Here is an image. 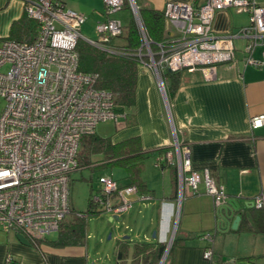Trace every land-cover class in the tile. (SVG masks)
<instances>
[{
    "label": "built area",
    "instance_id": "1",
    "mask_svg": "<svg viewBox=\"0 0 264 264\" xmlns=\"http://www.w3.org/2000/svg\"><path fill=\"white\" fill-rule=\"evenodd\" d=\"M107 13L120 10L123 0H103ZM24 13L35 25L31 41L0 38V96L5 104L0 112V230L20 233L28 241H36L59 230L70 213L68 194L70 174L77 169V154L83 136L95 133L99 122L124 119V111L116 109L110 91L95 86L96 74L78 71L77 42L85 15L62 3L50 0H23ZM133 12L137 7L128 0ZM233 7L249 14L250 23L225 34H215L212 22L215 12ZM165 19L175 26L181 44H157L151 50V40L140 26L141 46L137 56L157 79L166 96L162 72L183 69L200 70L206 78L215 76L219 63L235 60L236 39H243L245 65L264 66L253 57L257 46L264 45V4L257 0H201L200 3H167ZM98 38L90 44L112 52L108 42L123 33L122 24L107 18L96 25ZM148 61H144L143 57ZM252 130L264 127V114L249 119ZM175 159L179 190L184 186L198 190L203 182L212 196L214 206L226 201L223 186L216 185L208 170L203 174L191 170L186 147L175 140ZM173 151H165L157 163L171 161ZM101 187L92 195V203L105 211L119 214L131 206L124 196L137 192L136 186L120 189L116 180L100 176ZM117 195L118 203L111 196ZM149 198V196H143ZM248 207L264 210V193L250 198ZM211 240V234L202 236ZM207 247L203 258L215 262ZM3 264H13L7 253Z\"/></svg>",
    "mask_w": 264,
    "mask_h": 264
},
{
    "label": "crops",
    "instance_id": "2",
    "mask_svg": "<svg viewBox=\"0 0 264 264\" xmlns=\"http://www.w3.org/2000/svg\"><path fill=\"white\" fill-rule=\"evenodd\" d=\"M62 1L66 7L84 14L86 19L91 14L96 15L98 21L107 18L118 20L123 26V32L133 16L139 34L140 26L146 32L139 16L140 6L161 11L167 3L201 2L133 0L137 12H133L131 7L122 8L129 10V18L123 24L115 15L116 12L107 13L105 6L102 18L96 14L100 0ZM257 2L264 4V0ZM23 14V0H0V38L10 35L12 23ZM248 22V13L228 7L215 12L212 28L215 34H225L234 32ZM31 32L30 36L33 37L35 33ZM165 32L161 42L177 46L181 44L180 32L167 20ZM120 41L115 43L120 44ZM234 43V62L217 64L213 78H206L200 70L183 69L179 74L177 88L170 95L166 93V96L160 91L150 68L139 66L135 103L124 110V119L115 122L116 131L110 137L113 142H119L138 136L141 147L153 153L144 159L140 173L142 191L124 196L131 202V206L118 215L104 211L109 221L121 219V225L128 217H132L133 212V216L140 214L141 227L135 228L136 231L129 228L132 236L117 235L116 241L130 239L133 243L157 239L169 243L171 247L173 239L180 237L179 244L173 249L171 264H210L203 258L207 247L212 249L215 262L264 264V216L259 213L249 216L246 205L250 198L264 193V127L252 130L249 125L252 116L264 114V66L245 65V42L236 39ZM262 50L264 45L257 46L252 53L253 57L261 59ZM175 140L181 147L188 149L191 170L199 174L208 170L215 184L223 186L227 195L223 205H238V210L228 211L222 227L219 223L222 205L214 206L213 198L206 193L203 182L198 185L196 193L187 186L180 192L179 184L174 182L172 167L176 166ZM169 150L174 152L173 160L157 163L156 158ZM125 178L120 186L117 183L120 189L132 186L129 185L131 181L126 177V172ZM174 191H177L175 197ZM112 202L118 203L117 195H112ZM241 213L248 216L253 226L251 230H238ZM236 215H240V220L232 228ZM207 233L211 234V240L202 237ZM9 234L0 236V264H3L7 253L13 254L19 264L95 263L86 243L52 247L42 242L40 249H36L20 244ZM56 235L57 232L53 238L49 235L44 238L55 239Z\"/></svg>",
    "mask_w": 264,
    "mask_h": 264
},
{
    "label": "trees",
    "instance_id": "3",
    "mask_svg": "<svg viewBox=\"0 0 264 264\" xmlns=\"http://www.w3.org/2000/svg\"><path fill=\"white\" fill-rule=\"evenodd\" d=\"M50 1L54 4H64L62 0ZM129 7L128 0H123V6L120 9ZM138 11L147 35L152 41L150 45L151 50L155 52L158 49L157 44L163 41L166 34V19L163 10L157 11L140 6ZM31 26H33L31 20L24 13L20 19L12 23L11 33L7 38L16 41H31V31L35 33L36 29V27ZM115 38H119L121 43L117 44L115 43L116 41L113 42V39H110L108 45L112 49V52L100 49L85 39L80 38L76 45V50L79 54L78 71L96 74L95 86L99 89L110 91L113 95L116 109L124 111L131 108L135 103L138 69L139 66H142L141 59L137 56V51L141 46V36L133 16L125 27L124 32ZM143 60L146 62L148 58L145 56ZM180 71L182 70L169 71L165 69L162 72L166 93L168 95L177 88ZM151 153L153 152L144 150L141 147L138 136L113 142L110 136L99 137L93 133L83 136L80 140L77 154V169L84 167H91L92 169L105 167L123 168L126 172V177L131 181L129 185H134L137 191H142L140 173L143 168L144 159ZM97 155L100 158L92 162L91 158ZM172 168L174 169L173 180L175 183H178L176 166L173 165ZM176 193L177 191H174V197ZM112 195H110L111 199ZM247 209L249 216L255 213L264 216V210L262 209H256L254 207H247ZM104 211L92 203V197L90 196L85 211L72 212L70 210L69 215H71V218L62 221L55 239L42 238L36 241L29 240V245L36 249H40L39 247L42 242L52 247H66L76 244L83 245L86 243L89 215L100 214ZM240 221L238 230H251L253 228L246 213H241ZM180 240V237L173 239L167 258L163 264H171L173 249L179 244ZM166 245V242H160L157 239L149 242L135 241L133 243H131L130 239H120L116 245L115 264H159ZM11 255L13 256V264H19L16 257L13 254Z\"/></svg>",
    "mask_w": 264,
    "mask_h": 264
},
{
    "label": "rangeland",
    "instance_id": "4",
    "mask_svg": "<svg viewBox=\"0 0 264 264\" xmlns=\"http://www.w3.org/2000/svg\"><path fill=\"white\" fill-rule=\"evenodd\" d=\"M100 8L96 11V14H100L102 18V12L104 8V1L100 0ZM115 15L121 20L123 24L129 18V10L121 9L114 11ZM97 16L87 15L85 23L80 28V34L82 38L90 41L97 40L98 32L96 30V25L99 22ZM98 21V22H97ZM250 23V18L249 22ZM247 24V25H248ZM245 25V26H247ZM113 42L120 40L119 38H112ZM241 43V42H239ZM5 101L0 96V112L4 107ZM116 131V123L112 120L102 121L96 125L95 134L99 137H105L113 135ZM100 157L93 156L91 158L92 162H95ZM100 176H109L114 180L117 179V183L120 186V183L125 182V170L120 167H105L92 169L91 167L78 168L71 172L70 182H69V194H68V203L70 210L73 211H85L88 204L89 197L98 191L101 187L99 183ZM93 189V191H91ZM92 194V195H91ZM135 212H133L134 214ZM128 217L126 222L121 225V219H115L114 221H109V216L106 212L100 214H91L88 218L87 232H86V246L90 253L92 260L95 261L94 264H115V250H116V236L117 235H130L129 228L139 229L141 227L142 219L140 214ZM71 215L67 214L65 219H70ZM136 228V229H135ZM154 232H152L153 235ZM5 235L3 231L0 230V236ZM11 238L16 239L15 233L9 234ZM110 236V237H109ZM50 238L55 237V233L49 234ZM166 248H170V244L166 245ZM168 254V253H167ZM167 258V255L165 259ZM165 261V260H164ZM93 261H91V264Z\"/></svg>",
    "mask_w": 264,
    "mask_h": 264
},
{
    "label": "water",
    "instance_id": "5",
    "mask_svg": "<svg viewBox=\"0 0 264 264\" xmlns=\"http://www.w3.org/2000/svg\"><path fill=\"white\" fill-rule=\"evenodd\" d=\"M234 205H235V206H234ZM234 205H231L230 203H229L228 206H227V205H222V207H221V209H220V211H219V214H220V215H219V223H220V226H221V227H222V225L226 222L228 211L232 212L233 210H238V209H239L238 205H236V204H234ZM223 210H224V211H223ZM239 220H240V215H236L235 218H234V220H233V222H232L231 227H232V228H235ZM154 235H155V234L153 233V236H154ZM15 237H16V239L18 240V242H19L20 244H22V245H26V246L29 245L28 240H27L22 234H20V233H16V234H15ZM109 237H110V236H109ZM167 251H168V248L165 249V252H164V254H163V256H162L161 261H160L159 264H163V262H164V260H165V257H166V255H167V253H168Z\"/></svg>",
    "mask_w": 264,
    "mask_h": 264
},
{
    "label": "clouds",
    "instance_id": "6",
    "mask_svg": "<svg viewBox=\"0 0 264 264\" xmlns=\"http://www.w3.org/2000/svg\"><path fill=\"white\" fill-rule=\"evenodd\" d=\"M84 39V38H83ZM16 234V233H15Z\"/></svg>",
    "mask_w": 264,
    "mask_h": 264
}]
</instances>
